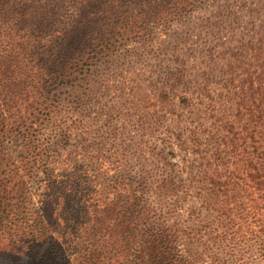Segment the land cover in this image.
<instances>
[{
  "label": "trees",
  "instance_id": "16d2710c",
  "mask_svg": "<svg viewBox=\"0 0 264 264\" xmlns=\"http://www.w3.org/2000/svg\"><path fill=\"white\" fill-rule=\"evenodd\" d=\"M238 1L0 0V264H249L244 243L264 234V20L222 72L236 113L232 104L208 108L216 150L204 198L220 213L213 226L185 208L188 192L160 151L165 173L152 178L141 154L95 152L79 141L83 113L122 61L148 47L152 23L174 27L165 48L178 54L193 36L186 19L210 5L208 27L236 21ZM185 75L171 73L168 99L174 93L191 109ZM176 114L174 135L185 143ZM198 129L187 137L198 142L206 131Z\"/></svg>",
  "mask_w": 264,
  "mask_h": 264
},
{
  "label": "rangeland",
  "instance_id": "374dc122",
  "mask_svg": "<svg viewBox=\"0 0 264 264\" xmlns=\"http://www.w3.org/2000/svg\"><path fill=\"white\" fill-rule=\"evenodd\" d=\"M241 1L230 8L239 16L236 21L231 19L216 24V20H211L208 27L206 21L211 15L210 5L186 19L183 26L193 36L180 45L178 54L165 48L174 27L152 23L148 47L122 61L118 71L108 76L109 82L103 83L98 100L82 115L87 133L82 132L79 141L88 147L90 145L95 152L120 149L118 153L122 155L141 154L143 160L151 163L148 174L152 178H160L165 173L155 156L156 152L166 156L173 166L171 177L178 184H183L188 192L185 208L194 207L201 223L207 226H213V221L220 218L216 206L208 204L204 198L210 191L205 169L210 162L214 164L212 153L216 150L215 143L208 144L207 140L210 139L207 131L213 127L211 118H216V113L212 115L208 108L211 104L220 109L232 104L235 112L236 91L233 88L232 92L226 90V74L222 72L227 71L237 43L250 40L251 35L257 40L259 34L255 28L264 20V5L244 0L248 7L241 8ZM177 68L186 74L181 90L185 88L183 91L193 99L191 109L181 108L174 93L168 99L173 83L170 75ZM162 91L167 92V98H163ZM180 112L184 115V127L187 128L185 143L174 135L175 131L182 129L176 114ZM234 115H230V121L234 122L235 129H239L241 124L236 122ZM201 125L206 131H201L203 137L198 142H194L192 134L187 137L189 129L199 132ZM216 205L220 208L223 204ZM219 221L223 225H219V230H225V221L222 218ZM253 224L257 236L261 230L260 223ZM248 239L244 243L247 246L245 259L249 264H264V234Z\"/></svg>",
  "mask_w": 264,
  "mask_h": 264
}]
</instances>
